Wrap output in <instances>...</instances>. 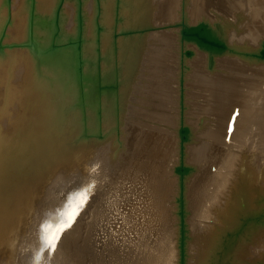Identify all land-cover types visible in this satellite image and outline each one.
<instances>
[{"label": "bare ground", "instance_id": "1", "mask_svg": "<svg viewBox=\"0 0 264 264\" xmlns=\"http://www.w3.org/2000/svg\"><path fill=\"white\" fill-rule=\"evenodd\" d=\"M201 22L223 52L183 40ZM0 39V264H181L180 195L185 264H264V0H0ZM242 59L253 75L229 94ZM235 109L247 125L228 140ZM201 117L221 132L183 142Z\"/></svg>", "mask_w": 264, "mask_h": 264}, {"label": "water", "instance_id": "2", "mask_svg": "<svg viewBox=\"0 0 264 264\" xmlns=\"http://www.w3.org/2000/svg\"><path fill=\"white\" fill-rule=\"evenodd\" d=\"M10 0H7V3L9 4ZM181 36L183 38V40L186 41H191V42H195L199 45L202 46V48H204L205 50H209L213 53H218V52H223L226 49V44L225 42H223L222 39H220L211 28H215L212 27L211 28H206V25L201 22L196 26H187L185 24H182L181 26ZM217 28H220L217 25ZM34 45V47L30 44ZM74 43V44H73ZM82 39L81 37H78L75 39V41H70L69 44H73L76 46V48L78 50H80L81 46H82ZM9 44H5L3 43V40L0 39V50H4ZM12 47L15 46L14 44H11ZM10 45V46H11ZM25 46L30 47V49H33V51H35V53L41 55V53L39 52L40 50L43 51V49H37L36 45H35V41L34 40H30L28 43L25 44ZM32 46V47H31ZM54 48V47H52ZM37 49V50H36ZM39 50V51H38ZM53 49H51L52 51ZM54 52L56 53V49L54 50ZM189 53V52H188ZM192 53V52H191ZM188 56H192L190 53L188 54ZM116 84H107L106 90L108 91H115L116 89ZM85 90L83 89V85L81 86V99H80V108L84 109L85 108V101H84V94ZM238 111L236 110L232 119H231V124H233L235 117L238 115L237 113ZM83 123H84V135H86L88 138L90 136V133L88 132V130L85 128L86 127V118H85V113H83ZM230 130V129H229ZM181 138L183 142H186L190 139V130L187 127H184L181 129ZM193 170V167L190 166H186L183 163L180 164V166H178L176 168V173L179 174L180 176V181H181V188L183 189V180L184 177L188 174H190ZM178 216L180 217V240H179V245H180V254H181V264H185V255H186V251H185V243H186V222H185V216H186V212H185V201H184V197L182 195H180V197L178 198ZM258 219V218H257ZM31 220V219H30ZM42 222L39 225V228H42ZM41 230V229H40ZM39 236H41L40 231H39ZM40 238H43L42 236ZM39 238V241L41 240ZM38 257V255L36 256Z\"/></svg>", "mask_w": 264, "mask_h": 264}, {"label": "rangeland", "instance_id": "3", "mask_svg": "<svg viewBox=\"0 0 264 264\" xmlns=\"http://www.w3.org/2000/svg\"><path fill=\"white\" fill-rule=\"evenodd\" d=\"M203 23L206 25V28H211V26H210L209 23H207V22H203ZM156 25L157 24L152 25V27H150V28H153ZM195 52H197V51H195ZM193 58H194V61L203 60V58L199 57V55H193ZM235 68H237V70L239 71L236 74L234 73L233 69L230 68V67H228V68L226 67L225 70L223 71L224 85H226L225 88H227L229 94H231L232 92L234 93V90H237L239 87L241 89L244 88L249 83V79L251 78V75H253V71L250 69V67L247 64V62H245V60H243V59L237 62ZM256 72L258 73V71H256ZM234 74L236 76H234ZM252 81H254V82H260V83H263L264 82V80H261V79L260 80H252ZM261 81H263V82H261ZM235 111H236V109H235ZM235 111H234V113H235ZM200 112L202 114H205V112H203V111H200ZM234 113L228 114L229 115L228 116L229 119H227L228 122L225 123L226 126H224V128H223V131H228V138H227L228 140L230 139L229 137H231V134H232V133H229V129H230L229 127H230L231 119H232ZM238 115L235 118L234 126L235 127L238 126L239 128H241V130H243L245 128L244 126H246L247 123L245 122V124H244V121H241L242 119ZM188 124L191 127L190 128V130H191L190 132L191 133H195L196 135L213 134V133L221 132L220 131V128H221V125L220 124H217V123L213 124L211 122L209 123V122L206 121L205 117H201L200 120H195V121L189 122ZM201 132H203V133H201ZM262 188L264 189V175L260 178L259 186L257 185V193H258L257 200H258V203L264 209V190H262ZM86 215L84 216L85 218H83V220H82V222L86 221V222L82 223V227H84V224H85V227H84L85 229H82L81 228V231L82 232H80V230H79L78 234L83 233V231H84V233L83 234H80V235H84L86 233L85 230H88L89 231V228L90 227H91V229H92V227H94L92 225V220L90 222V218L88 217L89 214H86ZM263 215H264V210H263ZM246 219L247 218H243L242 221L244 222ZM89 223H91V226L88 225L89 226L88 227L87 224H89ZM259 232H260L259 236L260 235L262 236L264 234V232H262V231H259ZM87 234H85V235H87ZM248 235L249 234H248L247 230L246 231H243L242 235L241 234H237L236 237L239 238L238 245H240V246H238L237 248H235L236 245L234 244V249L236 251H239L242 248L243 255L245 257H248L249 256V254L251 252V249H252L251 245L249 244V242L247 240ZM79 237L80 236L74 234V236H72L71 238L73 239V238H79ZM97 237H99V236H96L95 235V239ZM75 241H77V240H75ZM260 243H262L264 245V235L261 238V241L258 242L259 245H260ZM233 260H234V257H229V264H234V263H232Z\"/></svg>", "mask_w": 264, "mask_h": 264}, {"label": "snow or ice", "instance_id": "4", "mask_svg": "<svg viewBox=\"0 0 264 264\" xmlns=\"http://www.w3.org/2000/svg\"><path fill=\"white\" fill-rule=\"evenodd\" d=\"M231 131V129H230ZM83 195V194H81ZM76 213L73 212L69 215L68 219L60 220L54 227V229H50L49 226H45L43 241L46 247L55 248L56 242L59 239V235L67 228L71 226L73 219Z\"/></svg>", "mask_w": 264, "mask_h": 264}]
</instances>
